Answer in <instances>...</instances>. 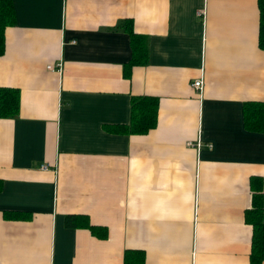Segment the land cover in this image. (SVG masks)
I'll return each mask as SVG.
<instances>
[{"label":"crops","instance_id":"obj_1","mask_svg":"<svg viewBox=\"0 0 264 264\" xmlns=\"http://www.w3.org/2000/svg\"><path fill=\"white\" fill-rule=\"evenodd\" d=\"M7 1L0 88L18 112L0 119V264H249L257 0ZM130 33L145 63L124 77ZM146 97L155 126L116 132Z\"/></svg>","mask_w":264,"mask_h":264},{"label":"trees","instance_id":"obj_2","mask_svg":"<svg viewBox=\"0 0 264 264\" xmlns=\"http://www.w3.org/2000/svg\"><path fill=\"white\" fill-rule=\"evenodd\" d=\"M259 11L258 47L264 51V0H257ZM13 21L11 5L7 0H0V55L3 52V31ZM132 55L130 61L123 69V76L128 77L133 66L145 63V48L138 36L129 34ZM157 100L153 98H133L130 102L129 123L127 127H120L116 132L123 134H144L155 126ZM18 112V92L11 89L0 88V119H13ZM243 125L249 131L264 133V104L246 103L243 110ZM1 189V184H0ZM250 206L244 212V221L251 227V249L249 264H259L264 261V203L262 183L259 178H251L249 183ZM79 216H67L64 225L75 228ZM93 233L95 228L87 225ZM128 252L124 257H128Z\"/></svg>","mask_w":264,"mask_h":264},{"label":"built area","instance_id":"obj_3","mask_svg":"<svg viewBox=\"0 0 264 264\" xmlns=\"http://www.w3.org/2000/svg\"><path fill=\"white\" fill-rule=\"evenodd\" d=\"M59 68H60V66L59 65H57L55 68H54V70H56V71H59ZM46 69L47 70H51V69H53L51 66H47L46 67ZM190 87H191V89H193V90H195V91H198L199 89H200V87H201V82H200V80L198 79V80H196V81H193L191 84H190ZM189 146H192V144L191 143H187ZM196 148H198L199 147V145H198V143H196ZM208 147H209V145H208ZM41 169L42 170H45L46 168H45V166H41Z\"/></svg>","mask_w":264,"mask_h":264}]
</instances>
